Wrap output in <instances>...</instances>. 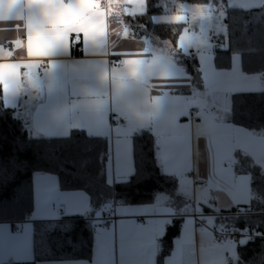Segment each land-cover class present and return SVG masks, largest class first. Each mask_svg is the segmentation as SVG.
<instances>
[{
    "label": "crops",
    "instance_id": "0c3cea01",
    "mask_svg": "<svg viewBox=\"0 0 264 264\" xmlns=\"http://www.w3.org/2000/svg\"><path fill=\"white\" fill-rule=\"evenodd\" d=\"M121 3L113 16V5ZM190 6L196 5L165 0V11L153 21L184 25L177 48L196 54L201 88L191 86L167 43L130 37L122 16L143 13L145 0H12L7 11L0 7V55L19 60L21 53L13 57L11 50L22 43L27 50L23 61L0 63L2 100L13 115L38 136L64 137L82 129L107 137L111 183L133 173L132 134L148 129L156 138L159 168L176 177L185 199L178 207L166 197L112 204L91 217L98 231L89 260L35 264H156L158 242L176 216L182 217L180 232L161 264H224L236 257L237 246L214 241L210 230L224 228L215 225V218L254 197L249 175L235 167L238 155H244L264 173V131L252 132L225 117L233 94L264 90V75L242 73L237 53L231 54L228 68H216L212 39L221 28L209 23L215 9ZM190 14L196 16L191 27ZM116 59L121 62L112 63ZM194 107L199 111L189 117ZM115 115L122 125L112 121ZM200 179L203 184L195 183ZM32 189L33 209L19 230L0 222V264L32 261L34 221L84 216L89 210L87 194L60 190L54 175L36 173ZM112 209L116 220L108 224L103 214ZM193 214L206 226L194 224Z\"/></svg>",
    "mask_w": 264,
    "mask_h": 264
},
{
    "label": "trees",
    "instance_id": "16d2710c",
    "mask_svg": "<svg viewBox=\"0 0 264 264\" xmlns=\"http://www.w3.org/2000/svg\"><path fill=\"white\" fill-rule=\"evenodd\" d=\"M180 3L223 9V29L214 47L216 68H228L231 54L240 57L242 73L264 75V0L258 7L229 6L227 0H176ZM165 0H145L144 12L122 16L132 38L152 37L168 44L174 60L189 75L191 86L202 87L196 54H182L178 38L182 23H155L153 16L165 11ZM225 119L252 132L264 131V90L232 95ZM156 138L148 129L132 134L133 173L124 181L111 183L107 174L109 140L73 129L64 137L35 135L13 110L7 108L0 90V222L21 219L33 209V176L54 175L62 191L80 190L87 194L89 210L84 216L32 223L33 259L44 261L89 260L97 225L91 217L112 204H146L163 194L178 207L185 202L175 176L163 173L158 165ZM239 172L249 175L253 198L242 208H233L216 217L219 227L252 229L258 237L237 246L236 257L224 264H264V173L248 156L238 155ZM243 211L242 214L236 212ZM182 217H173L158 242L157 263L170 253L180 232ZM260 235V236H259ZM21 264V263H1Z\"/></svg>",
    "mask_w": 264,
    "mask_h": 264
},
{
    "label": "built area",
    "instance_id": "2783aa9c",
    "mask_svg": "<svg viewBox=\"0 0 264 264\" xmlns=\"http://www.w3.org/2000/svg\"><path fill=\"white\" fill-rule=\"evenodd\" d=\"M217 41V37L215 36L212 39V42ZM5 48H9L8 44L4 45ZM73 47H74V51L76 53H78L80 51V46L78 43V38H74L73 39ZM120 63L121 60L120 59H116L113 60L112 63ZM41 68H38V72ZM199 111L198 107H194L192 109H189L187 112V115L190 117H194L197 112ZM112 121L116 124H123V120L119 115H115L112 117ZM187 174H184V176H186ZM195 183L197 184H203L204 181L202 179L197 180ZM114 209L106 212L103 214V220L105 222H107L108 224H114L115 220H116V216L113 213ZM29 214L26 213L24 214V216H22L21 219L18 220H14L11 222L13 228L15 231L19 230V224L23 221H25L26 219H28ZM193 219L195 221L194 224H196L197 226H206V220L204 218H199L196 214H193ZM212 232L214 241L216 242H228L232 245L235 246H239L240 244L248 241V240H253L255 238L258 237V233H256L254 230L252 229H239L236 226H229V227H224V228H212L210 230ZM260 236V235H259ZM261 237L264 238V234H261Z\"/></svg>",
    "mask_w": 264,
    "mask_h": 264
},
{
    "label": "rangeland",
    "instance_id": "374dc122",
    "mask_svg": "<svg viewBox=\"0 0 264 264\" xmlns=\"http://www.w3.org/2000/svg\"><path fill=\"white\" fill-rule=\"evenodd\" d=\"M227 4L229 6H238V7L241 6V7H243V5H242L240 0H227ZM188 5H190V4H188ZM190 7H196V6H190ZM222 19H223V9L222 8H218V10H216L215 13L212 14V17H210L209 23H212L213 25L215 24L216 25V30H218L220 28L222 30L223 29ZM194 21H196V16L190 14L188 19H187V22L189 24L188 26L191 27L194 24ZM207 36H208V34H207ZM236 56H237V54H236ZM165 197H166L165 195L160 194L156 198L158 200H161V199H164Z\"/></svg>",
    "mask_w": 264,
    "mask_h": 264
},
{
    "label": "clouds",
    "instance_id": "9594fccd",
    "mask_svg": "<svg viewBox=\"0 0 264 264\" xmlns=\"http://www.w3.org/2000/svg\"><path fill=\"white\" fill-rule=\"evenodd\" d=\"M0 7H2L4 11H7L9 8L12 7V0H6L5 3L0 5ZM117 8L122 10L123 3L118 4V5H113V9H114V11L112 13L113 16L116 15L115 9H117ZM109 24H110V20H109ZM11 51L13 52V57L16 56L17 52L21 53V55L19 57V60H13L12 57H4V56L0 55V63H6V62H13L14 63V62H20V61H23V60L27 59V50H26V47H24L23 43L21 44V47L19 49L14 47ZM145 71L146 72H150L151 69H145Z\"/></svg>",
    "mask_w": 264,
    "mask_h": 264
},
{
    "label": "water",
    "instance_id": "95a60500",
    "mask_svg": "<svg viewBox=\"0 0 264 264\" xmlns=\"http://www.w3.org/2000/svg\"><path fill=\"white\" fill-rule=\"evenodd\" d=\"M244 9H250L254 7H258L261 3L260 0H240ZM96 231H98V228H96Z\"/></svg>",
    "mask_w": 264,
    "mask_h": 264
}]
</instances>
